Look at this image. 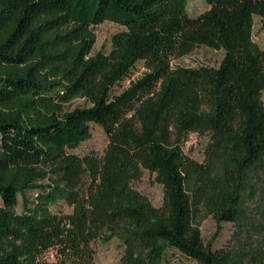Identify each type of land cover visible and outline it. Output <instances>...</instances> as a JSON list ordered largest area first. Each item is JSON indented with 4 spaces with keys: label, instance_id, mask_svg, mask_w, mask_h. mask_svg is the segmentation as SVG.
<instances>
[{
    "label": "trees",
    "instance_id": "16d2710c",
    "mask_svg": "<svg viewBox=\"0 0 264 264\" xmlns=\"http://www.w3.org/2000/svg\"><path fill=\"white\" fill-rule=\"evenodd\" d=\"M192 1L0 0V264H96L106 233L122 264H239L205 246L200 221L237 224L247 173L264 160V49L253 41L264 0H205L195 17ZM104 22L123 30L92 56ZM199 47L223 50L220 66L173 67ZM139 63L144 75L124 88ZM78 97L91 107L65 110ZM93 125L109 144L80 158ZM190 134L211 137L203 162L183 151ZM146 171L162 208L134 189ZM58 197L71 213L48 207ZM252 252L247 264H264Z\"/></svg>",
    "mask_w": 264,
    "mask_h": 264
},
{
    "label": "rangeland",
    "instance_id": "374dc122",
    "mask_svg": "<svg viewBox=\"0 0 264 264\" xmlns=\"http://www.w3.org/2000/svg\"><path fill=\"white\" fill-rule=\"evenodd\" d=\"M210 7L205 0H194L188 6V14L192 17L198 16L207 11ZM123 28L111 22H104L94 29L96 43L93 47L92 56L98 53H108L112 48V37L122 31ZM253 41L264 49V21L260 17L254 19ZM223 50H213L206 47H199L193 53L180 59L172 61L173 67H214L218 68L224 58ZM146 69L143 63H139L133 71L132 78L123 84L124 88L129 87L130 82L141 78ZM264 103V92L262 95ZM91 107L85 98H75L65 105V110L72 111L77 108ZM209 111L207 107L204 109ZM211 142L209 135L199 136L190 134L188 140L183 145L184 153L199 162L205 159V152ZM109 144V138L103 128L97 125L92 126V137L82 143L80 147L72 153L80 158L94 152L102 155ZM49 177L41 184L51 193L52 187ZM134 189L144 196L154 207L162 208L164 205V188L156 182L155 175L144 172L143 178L134 183ZM39 195L38 191L27 192L26 199L29 207L34 208V203ZM24 198L19 197L17 213L23 212ZM3 206L0 196V207ZM48 207L53 212L71 213L72 208L61 198H57L56 204H49ZM241 209L243 216L237 224L219 223L212 216L202 217L200 230L205 246L214 251L229 249L237 257L239 264H247V259L252 255L253 249L264 250V160L256 168L247 173L245 186L241 195ZM109 234L103 238L95 240L92 244L95 250L96 264H122L125 253L118 238L109 240ZM171 264H195L183 257L172 259Z\"/></svg>",
    "mask_w": 264,
    "mask_h": 264
}]
</instances>
